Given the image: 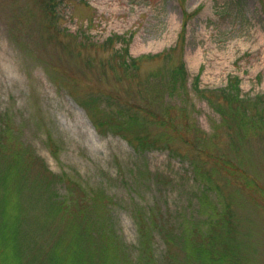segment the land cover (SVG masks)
<instances>
[{
	"label": "rangeland",
	"instance_id": "1",
	"mask_svg": "<svg viewBox=\"0 0 264 264\" xmlns=\"http://www.w3.org/2000/svg\"><path fill=\"white\" fill-rule=\"evenodd\" d=\"M60 13L54 26L42 0H0V122L12 118L17 143L34 147L51 171L75 180L71 186L111 199L107 230L117 237L119 257L134 262L141 247L136 216L148 207L174 236L185 220L210 232L206 217L214 208L202 205L204 184L192 162L199 145L241 157L245 172L211 170L225 187L214 185L210 194L222 193L216 200L227 212V237L241 241L234 248L246 264H264V205L242 184H264V0H65ZM180 61L187 82L171 93ZM231 82L248 100L245 129L223 97ZM134 107L164 118L174 110L168 119L177 131L189 123L188 137L173 133L170 148L136 158L107 119L99 129L90 114L111 119ZM175 240L169 247L155 235L157 264L185 259Z\"/></svg>",
	"mask_w": 264,
	"mask_h": 264
},
{
	"label": "trees",
	"instance_id": "2",
	"mask_svg": "<svg viewBox=\"0 0 264 264\" xmlns=\"http://www.w3.org/2000/svg\"><path fill=\"white\" fill-rule=\"evenodd\" d=\"M64 2L65 0H42V8L52 19L49 24L54 23L56 26L59 23L60 8ZM170 78L171 93L176 89H185L187 71L183 61L173 68ZM233 85L235 84L231 82L223 97L231 104V109L232 106L235 107L231 115L245 129L250 127L251 122L244 114V110L248 108V100ZM139 111L134 107L126 113L121 111L120 114H110L111 119L108 115L98 117L92 111L90 114L99 129H104L102 120L107 119L110 123L109 131L126 139L136 158L153 148H170L174 140L171 138L173 133L175 136L178 134L181 139L188 134L186 130L190 128L189 123H183L182 129L177 131V125L168 119L171 114L174 118V110L166 111L167 118L151 109L141 108V114ZM153 132L158 134L153 135ZM17 133L19 131L13 125L11 117L1 119L0 264H157L153 250L157 233L164 236L169 247L176 238L182 244L185 259L178 261L175 258L173 264H246L249 261L247 255L240 252V248H234L241 247V241L230 242L227 237L231 231L228 228L229 222L225 219L227 212L219 208L216 200L222 193L212 197L210 194L214 185L219 189L225 187V182L220 183L212 172H245L241 157L234 159L226 152H216L214 146L208 143H205L204 148L199 145L200 153L192 157V162L196 181L204 184L200 196L202 205L209 204L214 208L206 217L210 232L207 235L197 228L196 221L185 220L180 234L174 236L165 232V219L157 217L155 206L148 207L147 212L136 216L141 247L134 262L119 257L117 237L113 231L107 230L108 223L103 216L110 213L108 204L111 199L102 190L87 193L80 185L71 186L75 184V180L66 177L65 173L56 174L51 171L34 147L19 145ZM215 147L219 146L215 143ZM203 178L206 180H202ZM214 181L216 184L212 183ZM242 184L264 205V184L252 178L243 180ZM77 187L83 194L77 195ZM217 230L223 232L214 234ZM221 245L224 247L219 248Z\"/></svg>",
	"mask_w": 264,
	"mask_h": 264
}]
</instances>
